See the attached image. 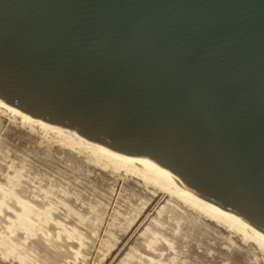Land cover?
Masks as SVG:
<instances>
[{"label":"water","instance_id":"water-1","mask_svg":"<svg viewBox=\"0 0 264 264\" xmlns=\"http://www.w3.org/2000/svg\"><path fill=\"white\" fill-rule=\"evenodd\" d=\"M0 99L264 234V0H0Z\"/></svg>","mask_w":264,"mask_h":264},{"label":"bare ground","instance_id":"bare-ground-1","mask_svg":"<svg viewBox=\"0 0 264 264\" xmlns=\"http://www.w3.org/2000/svg\"><path fill=\"white\" fill-rule=\"evenodd\" d=\"M156 196L116 264H264V234L218 202L0 99V244L18 264H99Z\"/></svg>","mask_w":264,"mask_h":264},{"label":"rangeland","instance_id":"rangeland-1","mask_svg":"<svg viewBox=\"0 0 264 264\" xmlns=\"http://www.w3.org/2000/svg\"><path fill=\"white\" fill-rule=\"evenodd\" d=\"M8 124L7 118H4V121L2 123V126L5 127ZM118 189L120 187V181L117 185ZM160 196H156L141 212L135 223L131 226L129 230H127L121 239L113 246L111 251L108 253V255L103 259V261L99 264H116L117 260L120 259L121 255L125 254L126 250L128 249L129 244L134 240V238L138 235V231L143 229L148 219H150L155 214V208H156V202H158ZM147 220V221H146ZM211 243V242H210ZM195 250L199 251L200 249L194 245ZM122 255V256H123ZM119 258V259H118ZM204 260L208 261H220L219 255L216 252V250H211V254L205 256L203 258ZM178 260V259H176ZM175 261V259H174ZM222 260L218 262L217 264H226L225 261ZM18 260L13 256V254H9L6 252V249L3 245L0 244V264H18ZM208 263V262H207ZM59 264V263H58ZM63 264V263H60ZM172 264H176L175 262H172ZM262 264V263H261Z\"/></svg>","mask_w":264,"mask_h":264}]
</instances>
